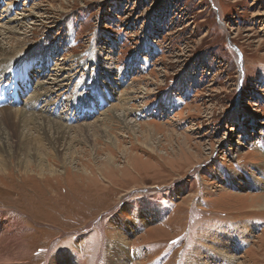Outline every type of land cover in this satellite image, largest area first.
Returning <instances> with one entry per match:
<instances>
[{
    "label": "rangeland",
    "instance_id": "374dc122",
    "mask_svg": "<svg viewBox=\"0 0 264 264\" xmlns=\"http://www.w3.org/2000/svg\"><path fill=\"white\" fill-rule=\"evenodd\" d=\"M9 28L15 62L35 61L30 86L70 78L65 97L43 103H53L44 117L71 129L0 117V213L24 225L28 249L14 263L111 264L117 227L131 223L126 264L206 261L222 237L237 241L230 264H264V185L230 186L239 169L263 180L264 0H0V39ZM104 80L100 107L91 87ZM35 91L15 108L38 113ZM88 94L98 107L66 121L70 96ZM123 98L125 117L106 113Z\"/></svg>",
    "mask_w": 264,
    "mask_h": 264
},
{
    "label": "bare ground",
    "instance_id": "6f19581e",
    "mask_svg": "<svg viewBox=\"0 0 264 264\" xmlns=\"http://www.w3.org/2000/svg\"><path fill=\"white\" fill-rule=\"evenodd\" d=\"M13 7H16V6L14 5ZM8 12H9V10H8ZM2 19L7 21L8 23L14 24V28L21 26L20 22L14 20V19H11L10 16H6V17H4ZM13 32H14V30H12L10 28L5 30V32H4L5 34L3 33V35H2V37L0 39V77L4 76V75H9V74H11L13 76L16 74V77H17L18 70L20 68L19 64L21 62L20 60L22 59V57L19 59L18 63L15 62L17 60V57H15V56H16V53L18 52L17 51L18 49H16L12 45H10V46L8 45L6 47L4 46L5 45L4 41L9 40L11 38L10 34H12ZM20 49L21 48H19V50ZM26 57L27 56H25V58ZM27 59L29 60L28 57L26 58V60ZM34 59H37V58L33 57V60ZM34 62L35 61H33V63ZM15 63H16V65H15ZM33 63L32 62H27V64L23 67V69L20 68L21 71H23V72H21L19 74V78L15 82V85H14V87H17V89H19V92L16 94V97L17 96L18 97L22 96L25 93V91H27L29 89H32L33 92L36 89L35 92H37V95H39V97H40L41 103H43V99L44 98L47 99L48 96H53L54 94L57 93V90H58L59 86H61L62 84H66V86H67V84L69 82L68 79H70V78L64 79V78H60L59 76H55V78L49 79L50 81L52 80L51 82L41 81L36 86V88H35V84L33 86H30L29 85L30 84L29 83L30 82L29 77L31 76V73L29 72L30 70L28 71L29 73H26V67L31 66ZM129 66L133 67V66H131V64H129ZM56 69H58V67ZM61 70H63V69H61ZM46 71H47L46 69L38 71L37 75L39 77L37 79L41 80L45 76V72ZM20 79H21V86L18 87L16 85L18 84ZM97 79H99V78H97ZM44 83L49 84L51 87L50 88L45 87L43 85ZM83 84H85V82L82 83L81 85H83ZM92 84L93 83H91V85ZM99 85L101 87V90L99 89ZM99 85H94L91 88L93 89V91H98L97 92L98 95H96V98H97L96 101L99 102V103L100 102L103 103V101L105 102L106 99H104L102 97V89H104V92H107L106 95L104 93V97L105 98H106V96L108 97L109 90L111 91V89H109L108 83L105 80L100 82ZM39 89H42V91L39 92ZM82 90H83V88H82ZM88 90H89V88L86 87L82 91V93H80L81 94L80 96L83 97V94L85 93L84 91L90 93ZM99 90L101 92H99ZM10 95L11 94H8V96H10ZM61 95H63V97H65V94H58L57 93V98L61 97ZM92 96H94V95H89V98L87 100H84L83 103H81L82 102V100H81L82 97L78 98V102L77 103H74L75 102L74 97L70 96L71 99H69V101H68L69 102V104H68L69 108L68 109H70V108L73 109L74 110L73 111L74 114L73 113L69 114V117L65 116L66 121H68V118L69 119L72 118L73 120H77V121L78 120H82V119L84 120V118H85L84 115H86L89 112L81 114V112H79V111H82V110H87V111L91 110L92 111L91 107L93 105H95V102H94ZM16 97L14 95V100H12L13 96H11V99L8 100V102L11 104V107H14V109H9V108L0 109V117H2L3 114L7 113V112L14 113L17 117L21 118L24 121L28 120V117H29V119H33V121H37L39 123V125L42 127V129H44L43 132L45 131V128L48 127V126H51V129H52V127L55 128V130L62 129V127L65 128V129L66 128L67 129H71L70 127H67L65 124H63V123H61L59 121L53 120L54 118L44 117L48 113V111H47L48 108L50 110H53V109H51L52 108L51 105H53V103L51 104L48 101L43 103L42 107L40 108V111H38V113H34L35 111H32V110H36L37 109L36 108V103L35 104H33V103L29 104L28 102H25L23 104L22 108H18V109L15 108V107H17ZM29 97H31V95ZM39 97L32 96L33 99H38ZM76 97H78V96H76ZM125 100H126V98L121 99L120 100L121 103L120 104L118 103L119 105H117V106H116V104L110 105V109L108 111H106V113H110L113 109L116 108V109L122 111V113H123L122 117H125V113H126L125 112V105H124ZM88 102H91L90 109H87L86 107L85 108L82 107V105H85ZM55 105H58V106L60 105L61 108H63L62 103L60 102V100L58 102L56 101ZM95 106H97V104ZM94 110L95 109L93 108V111ZM30 111H32V112H30ZM165 111L166 110H164L163 112H165ZM54 112H56V111L54 110ZM87 115H89V114H87ZM101 115L105 116L106 114L104 113V114H101ZM114 116H115V114H114ZM116 118H118V117H116ZM58 119H59V117H57L56 120H58ZM0 125H1V118H0ZM85 127H87V125ZM72 128H73V126H72ZM74 128H76V127L74 126ZM6 132H7V130H6ZM2 135H5V133H3V131L1 130V126H0V137H2ZM44 136H46V134ZM1 139H5V137H2ZM256 169H257V172H259L257 174L261 175L263 180L262 179H257V178H256V180H254L255 179L254 175L256 174L255 171L239 169L237 171L238 172L237 179L234 176H233L234 178L232 176H230L231 179L233 180V182H231L230 186L231 185L233 187L235 186L236 189H243V188L244 189H253V188H257V187L260 189L264 185V161L262 162L261 165L257 166ZM260 197L264 201V197L263 196H260ZM257 209H264V204L259 205ZM154 217H155L154 214L150 215L148 213H144L141 216V219L143 221H145V222H148ZM129 225H130V227L128 229H126V230H125V228H122V226H124L122 224L119 225V227H117V230L120 232L119 237L117 239H115L114 241H111V242H112V247L115 250L114 254L119 255V256L114 257L115 255L111 254L112 255V258H111L112 263L111 264H126L125 261H127L128 259L130 260V258L133 256L132 254L127 252V250H126V248L124 246L125 245L124 244L125 237L127 236V234H130V233L133 232V227L134 226L132 227L131 223H129ZM24 230H25L24 229V225L18 219H16L14 216H12L10 213H5V214L0 213V264H20V262L14 263V261L15 262L19 261L24 256L27 255V253H28L27 243H26V240L23 238L24 235H25ZM223 238L224 237H222V239L220 241H218V242H214L213 246L210 248L211 249L210 250L211 253H207L206 252V254H205L206 255V261H203L202 258H200V257H196V260L193 261V262H190V264H230L231 262L233 263L234 262V253L232 252V250L237 249V247H238L237 241L231 238V240L228 243H225ZM237 240H239V237H238ZM71 256L72 255H66L63 259H59L58 258L57 262L59 263V261L61 260V264H74L73 258ZM53 262H54V264L57 263L56 260H53Z\"/></svg>",
    "mask_w": 264,
    "mask_h": 264
}]
</instances>
